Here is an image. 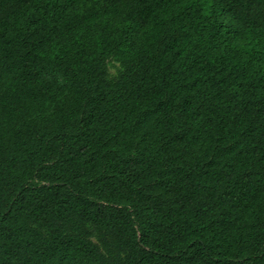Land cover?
<instances>
[{"label":"trees","instance_id":"obj_1","mask_svg":"<svg viewBox=\"0 0 264 264\" xmlns=\"http://www.w3.org/2000/svg\"><path fill=\"white\" fill-rule=\"evenodd\" d=\"M0 264H264V0H0Z\"/></svg>","mask_w":264,"mask_h":264},{"label":"rangeland","instance_id":"obj_2","mask_svg":"<svg viewBox=\"0 0 264 264\" xmlns=\"http://www.w3.org/2000/svg\"><path fill=\"white\" fill-rule=\"evenodd\" d=\"M104 69L107 79L114 80L118 76V74L124 69V67L120 61H118L115 57L111 56L104 61ZM90 238L94 242H97V235L94 230H92Z\"/></svg>","mask_w":264,"mask_h":264}]
</instances>
